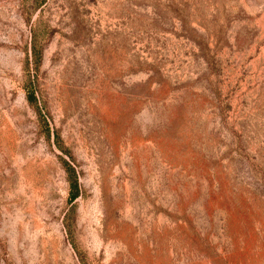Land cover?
<instances>
[{
    "label": "rangeland",
    "instance_id": "1",
    "mask_svg": "<svg viewBox=\"0 0 264 264\" xmlns=\"http://www.w3.org/2000/svg\"><path fill=\"white\" fill-rule=\"evenodd\" d=\"M0 264H264V0H0Z\"/></svg>",
    "mask_w": 264,
    "mask_h": 264
},
{
    "label": "trees",
    "instance_id": "2",
    "mask_svg": "<svg viewBox=\"0 0 264 264\" xmlns=\"http://www.w3.org/2000/svg\"><path fill=\"white\" fill-rule=\"evenodd\" d=\"M32 56L35 61H38L40 58V54L33 47ZM27 99L29 102H33L35 100V95L32 89L27 90ZM68 173V183H69V200H74L79 194V184L75 174L74 169L71 166L67 168Z\"/></svg>",
    "mask_w": 264,
    "mask_h": 264
}]
</instances>
